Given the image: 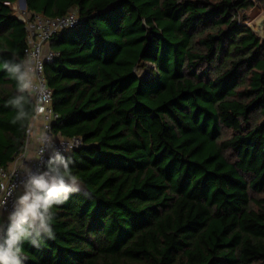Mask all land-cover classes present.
Here are the masks:
<instances>
[{"label":"trees","instance_id":"1","mask_svg":"<svg viewBox=\"0 0 264 264\" xmlns=\"http://www.w3.org/2000/svg\"><path fill=\"white\" fill-rule=\"evenodd\" d=\"M0 0V166L26 150L36 113L6 106L26 24ZM54 34L44 66L53 133L80 191L53 205L55 238L26 264H264V0H26ZM136 68L148 70L140 76ZM48 160V158H47ZM46 160V162H47ZM1 189V188H0Z\"/></svg>","mask_w":264,"mask_h":264},{"label":"clouds","instance_id":"2","mask_svg":"<svg viewBox=\"0 0 264 264\" xmlns=\"http://www.w3.org/2000/svg\"><path fill=\"white\" fill-rule=\"evenodd\" d=\"M2 66L17 84L16 94L9 97L5 104L15 108L16 118L22 120L26 116L27 98L37 91L31 78L35 71L31 57L17 59L14 54L13 59L3 61ZM47 147L52 149V153L43 170L39 173L30 169L25 171L22 190L6 219L0 221V264H26L25 243L39 248L45 240L54 239L53 205L62 204L69 194L81 189L83 181L72 172L71 158L55 148L54 139L49 140ZM71 147L69 144L68 150Z\"/></svg>","mask_w":264,"mask_h":264},{"label":"built area","instance_id":"3","mask_svg":"<svg viewBox=\"0 0 264 264\" xmlns=\"http://www.w3.org/2000/svg\"><path fill=\"white\" fill-rule=\"evenodd\" d=\"M6 4H10L7 2ZM17 12L19 20L26 24L27 46L25 56L31 57L32 67L35 71L31 74L33 86L37 89L34 96H31L36 106V113L28 130V141L31 138V128L35 122L42 120L41 134L37 136L36 155L34 158L28 157L24 152L9 168L0 166V216L8 214L12 210L16 197L22 190V182L25 179V171L39 173L43 170L47 158L51 155L52 149L47 145L50 139H54L55 148L63 153H69L83 146L80 137L65 138L53 133V123L58 119L59 114L53 107V92L48 85L44 66L47 62L53 61L56 53L49 47L51 37L57 32L79 24L78 13L71 10L65 16L47 18L29 13L26 8L19 10L17 3L12 5ZM43 97V99H41ZM37 109H42L39 111ZM69 144L72 145L68 150ZM27 147V145H26ZM11 193V195H9Z\"/></svg>","mask_w":264,"mask_h":264},{"label":"crops","instance_id":"4","mask_svg":"<svg viewBox=\"0 0 264 264\" xmlns=\"http://www.w3.org/2000/svg\"><path fill=\"white\" fill-rule=\"evenodd\" d=\"M42 120H38L37 122H35L34 124V128H33V135H31V138L29 140V142L27 143V147L25 150V153L28 157H32L34 158L36 155V146H37V136H39L41 134V127H42ZM13 165V164H12ZM10 165V167L12 166ZM7 215L6 214H1L0 216V221L6 219Z\"/></svg>","mask_w":264,"mask_h":264},{"label":"rangeland","instance_id":"5","mask_svg":"<svg viewBox=\"0 0 264 264\" xmlns=\"http://www.w3.org/2000/svg\"><path fill=\"white\" fill-rule=\"evenodd\" d=\"M22 3H21V0H18L17 2V7L19 10H22ZM264 15V10L262 11H258V10H253L252 12H250V14L248 15V24L253 27L255 30H258L257 28V20L262 17ZM136 73L139 74L140 76H143V75H146V74H149V71L148 70H142V68H136ZM33 128L34 126L31 128V134H33Z\"/></svg>","mask_w":264,"mask_h":264},{"label":"water","instance_id":"6","mask_svg":"<svg viewBox=\"0 0 264 264\" xmlns=\"http://www.w3.org/2000/svg\"><path fill=\"white\" fill-rule=\"evenodd\" d=\"M21 3H22L21 5L22 8L25 9L27 6L26 0H21ZM256 24H257L258 30H255L253 27L251 28L254 29L255 33L260 37V39L262 40V43L264 44V15L257 20Z\"/></svg>","mask_w":264,"mask_h":264}]
</instances>
